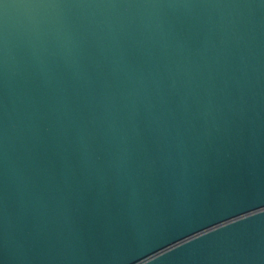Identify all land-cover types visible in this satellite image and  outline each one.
<instances>
[{
    "label": "water",
    "instance_id": "obj_1",
    "mask_svg": "<svg viewBox=\"0 0 264 264\" xmlns=\"http://www.w3.org/2000/svg\"><path fill=\"white\" fill-rule=\"evenodd\" d=\"M0 264H264V0H0Z\"/></svg>",
    "mask_w": 264,
    "mask_h": 264
}]
</instances>
